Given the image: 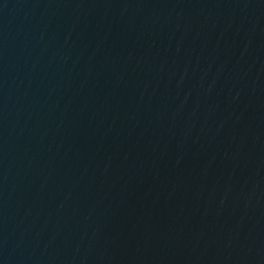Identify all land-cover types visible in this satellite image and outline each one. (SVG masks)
Returning <instances> with one entry per match:
<instances>
[{
	"label": "water",
	"instance_id": "obj_1",
	"mask_svg": "<svg viewBox=\"0 0 264 264\" xmlns=\"http://www.w3.org/2000/svg\"><path fill=\"white\" fill-rule=\"evenodd\" d=\"M220 1L264 13V0H220Z\"/></svg>",
	"mask_w": 264,
	"mask_h": 264
}]
</instances>
